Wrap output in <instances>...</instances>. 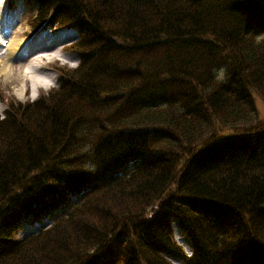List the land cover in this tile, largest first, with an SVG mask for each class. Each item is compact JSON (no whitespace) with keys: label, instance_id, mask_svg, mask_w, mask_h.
Here are the masks:
<instances>
[{"label":"trees","instance_id":"trees-1","mask_svg":"<svg viewBox=\"0 0 264 264\" xmlns=\"http://www.w3.org/2000/svg\"><path fill=\"white\" fill-rule=\"evenodd\" d=\"M27 1L81 63L0 115V264H264V0Z\"/></svg>","mask_w":264,"mask_h":264},{"label":"rangeland","instance_id":"rangeland-1","mask_svg":"<svg viewBox=\"0 0 264 264\" xmlns=\"http://www.w3.org/2000/svg\"><path fill=\"white\" fill-rule=\"evenodd\" d=\"M3 1L4 0H0ZM5 8V7H4ZM2 8V10H4ZM30 5L25 3V5L22 7V10L20 13L21 15L17 16L18 23L15 25H12L10 23V28H14L12 30L13 34H10L9 36L5 37V33L3 34L4 40H0V67L1 66H7L11 65V67L14 68L13 72L14 75L9 79L6 80L5 75L1 73L0 69V114H3L4 110L7 108L8 104L13 101L14 103H23L27 100H35L38 97H40L42 94L49 92V90L56 86L53 85L51 88L45 87V86H39L36 90L35 95H33V87L31 86V83L27 81V76H25L22 72V68H24L25 65H23L25 62H30L33 57H29L30 54L28 53V56L25 54L23 55V39H28V34L30 32H33L30 27V20L34 17L35 12L32 10L30 11ZM1 19V15H0ZM10 22V21H9ZM1 26V25H0ZM5 30V29H1ZM7 30V28H6ZM9 32V31H8ZM26 36V37H25ZM48 37H51L52 40L49 44H47L46 40ZM77 38V34L75 35L71 31H46V33L39 32L36 33L32 38L28 39L27 41V48L37 50L38 46L43 45L44 48L49 50V55H46L47 57L41 56V59L35 61L33 64L35 67H38L41 72L37 73H49L51 76L49 79L52 78L51 81L56 82L59 78V74L56 70L57 66H68L74 68L77 66V64L80 62L79 58L71 54L67 49L63 48V45H67L70 42L74 41ZM8 41V43H7ZM9 52L12 54L9 55ZM60 54V55H59ZM39 55V54H38ZM22 56V57H21ZM58 56V57H56ZM8 57H11V62L14 64H8ZM61 58L68 59L65 64L64 60H61ZM23 65V66H22ZM55 78V80H54ZM49 81V80H48ZM25 82V83H24ZM24 84L23 91L20 90L21 85ZM32 87V88H31ZM20 91V92H19ZM260 99L258 100L261 116L264 117V104L260 103ZM175 232L177 233V236L179 240H181L186 245H190L189 240L186 236L182 234V231L180 228L176 227L175 225ZM142 264V263H137Z\"/></svg>","mask_w":264,"mask_h":264},{"label":"bare ground","instance_id":"bare-ground-1","mask_svg":"<svg viewBox=\"0 0 264 264\" xmlns=\"http://www.w3.org/2000/svg\"><path fill=\"white\" fill-rule=\"evenodd\" d=\"M1 6H2V2L0 1V9H1ZM48 51L49 50H47V49H40L39 52L35 53L37 56H34L33 57V60H36L37 61L38 59H41V56L52 54V53H49ZM10 54H12V53L9 52V55ZM8 64H13V63H11L10 61H8ZM0 69H1V73H3L5 75L6 80H9L14 75V72H13L14 68L11 67V65L1 66ZM22 69H23L22 70L23 74L25 76H27V78H28L27 81L30 82L31 83V86L33 87V93L34 92L36 93V90H37V88L39 86L49 87L50 85L53 84V82L51 81L52 78L49 79L51 75L49 73H47V74L37 73V72H41V71L39 70L38 67L34 68L33 67V64L32 65L31 64H28L27 66H25ZM23 86H24V84H22L21 87H20V90H22V91L24 89ZM138 133L140 134L141 137H143V136H147L149 134H152L153 131H151V132L139 131ZM134 159H137V158H135V157H129V158H127L128 166L132 165L135 162ZM91 182L86 181V182L83 183V185H86L87 183H91ZM86 188L88 189L89 187H86ZM87 192H88L87 190H84V191H81V192H80V190L78 192L75 191V195L73 196L74 200H70V194H69L70 192H68L67 190L62 191L61 192V195H62V198H63L62 201H65V199H66L67 201L64 202V203H66L65 205H69L70 206L69 203H74V202L80 201L82 198H84V195L86 196V193ZM72 193H74V192H72ZM54 209H55V207H52V208L51 207H49V208L44 207V215L47 214V213L52 212ZM185 246H186L187 249H190V247L187 246L186 244H185Z\"/></svg>","mask_w":264,"mask_h":264},{"label":"clouds","instance_id":"clouds-1","mask_svg":"<svg viewBox=\"0 0 264 264\" xmlns=\"http://www.w3.org/2000/svg\"><path fill=\"white\" fill-rule=\"evenodd\" d=\"M33 95H35V92L33 93Z\"/></svg>","mask_w":264,"mask_h":264}]
</instances>
